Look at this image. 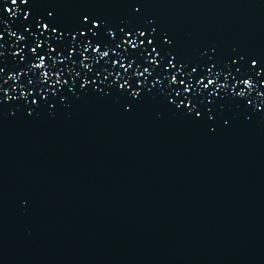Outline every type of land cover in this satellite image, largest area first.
<instances>
[{
	"label": "water",
	"instance_id": "obj_1",
	"mask_svg": "<svg viewBox=\"0 0 264 264\" xmlns=\"http://www.w3.org/2000/svg\"><path fill=\"white\" fill-rule=\"evenodd\" d=\"M0 264H264V0H0Z\"/></svg>",
	"mask_w": 264,
	"mask_h": 264
},
{
	"label": "snow or ice",
	"instance_id": "obj_2",
	"mask_svg": "<svg viewBox=\"0 0 264 264\" xmlns=\"http://www.w3.org/2000/svg\"><path fill=\"white\" fill-rule=\"evenodd\" d=\"M11 2H12L13 5H16V4H17V0H11ZM24 2H26V0H24ZM8 11L11 12V9H9ZM25 18L27 19V16H26ZM85 23H87V17H85ZM92 26H93L94 28H95V27H99V25L96 24V23H93ZM44 28H45V30H47V29H48V25L45 24V25H44ZM53 31H54V30H53ZM13 35H15V34L13 33ZM139 35H140V36H143L144 33H143V32H140ZM19 39H22V37H20ZM148 42H149V44L152 43L151 40H149ZM165 42H167V41H165ZM131 43H132V47H134V48L137 47V44H136L135 41H132ZM38 47H40V44H39V43L36 44V47H33V48H32V52H33L34 54L36 53ZM89 47H91V45H89ZM85 51H87V49H85ZM94 51H95V52H96L101 58L108 57V55H109L108 51L100 52L99 48L94 49ZM153 51H155V49H153ZM18 55H22V52H21V53H18ZM152 62L155 63V61H152ZM252 66H253V67H257V64H256L255 61H253V65H252ZM33 67H34L35 69H44L45 67H47V64H46L45 58H44V57H40V58H39V63L34 64ZM125 71H127V68L125 69ZM145 72H147V69H145ZM257 74L259 75L260 73H257ZM48 75H49V74H48L47 72L44 73V76H45V77H47ZM141 75H143V73H141ZM175 82H176L175 77H173L171 83L174 84ZM86 83H87V81H85V84H86ZM241 83H243L247 88H251V87H253V85H252V83H251L250 80H244V81H242ZM201 84H203L202 81H201ZM214 84H215V81H213L212 79H208L207 84H203V87H204V88H208L209 86H213ZM121 87L123 88L124 85H121ZM187 90H188V89H186V91H187ZM133 95H134V96H135V95H138V93H133ZM239 95H240V96H243L244 93L241 92V93H239ZM33 103H35V101H33ZM191 110H192V109H190V111H191Z\"/></svg>",
	"mask_w": 264,
	"mask_h": 264
}]
</instances>
